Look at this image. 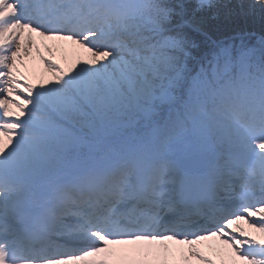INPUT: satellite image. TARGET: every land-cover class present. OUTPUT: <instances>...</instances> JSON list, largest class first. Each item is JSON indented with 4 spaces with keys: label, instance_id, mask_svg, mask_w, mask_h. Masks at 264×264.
Segmentation results:
<instances>
[{
    "label": "snow or ice",
    "instance_id": "snow-or-ice-1",
    "mask_svg": "<svg viewBox=\"0 0 264 264\" xmlns=\"http://www.w3.org/2000/svg\"><path fill=\"white\" fill-rule=\"evenodd\" d=\"M257 14L0 0V264H264Z\"/></svg>",
    "mask_w": 264,
    "mask_h": 264
},
{
    "label": "trees",
    "instance_id": "trees-1",
    "mask_svg": "<svg viewBox=\"0 0 264 264\" xmlns=\"http://www.w3.org/2000/svg\"><path fill=\"white\" fill-rule=\"evenodd\" d=\"M241 24L245 31L253 34L254 40L264 36V20L258 14L253 18H245Z\"/></svg>",
    "mask_w": 264,
    "mask_h": 264
},
{
    "label": "rangeland",
    "instance_id": "rangeland-1",
    "mask_svg": "<svg viewBox=\"0 0 264 264\" xmlns=\"http://www.w3.org/2000/svg\"><path fill=\"white\" fill-rule=\"evenodd\" d=\"M58 57H60V54L58 53ZM61 62L64 63L65 61L61 58ZM66 64V63H65ZM216 244H218V242L216 241H208V242H204L202 245H201V248L202 250L208 254V255H212L214 258H217L214 254V247L216 246ZM209 245H212V247H209Z\"/></svg>",
    "mask_w": 264,
    "mask_h": 264
},
{
    "label": "bare ground",
    "instance_id": "bare-ground-1",
    "mask_svg": "<svg viewBox=\"0 0 264 264\" xmlns=\"http://www.w3.org/2000/svg\"><path fill=\"white\" fill-rule=\"evenodd\" d=\"M64 63H66L65 66L67 67L68 63H70V59H69V61H65ZM174 247H177L178 248L179 246H174Z\"/></svg>",
    "mask_w": 264,
    "mask_h": 264
}]
</instances>
